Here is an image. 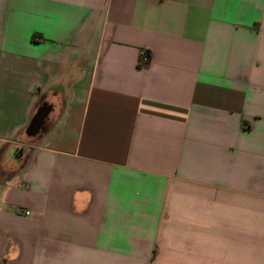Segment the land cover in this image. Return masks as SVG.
<instances>
[{
  "label": "crops",
  "instance_id": "1",
  "mask_svg": "<svg viewBox=\"0 0 264 264\" xmlns=\"http://www.w3.org/2000/svg\"><path fill=\"white\" fill-rule=\"evenodd\" d=\"M0 264H264V0H0Z\"/></svg>",
  "mask_w": 264,
  "mask_h": 264
},
{
  "label": "water",
  "instance_id": "2",
  "mask_svg": "<svg viewBox=\"0 0 264 264\" xmlns=\"http://www.w3.org/2000/svg\"><path fill=\"white\" fill-rule=\"evenodd\" d=\"M49 109V106L47 107L45 104H43L35 111L25 130L27 136L33 137L40 132V128L44 122V118L46 117Z\"/></svg>",
  "mask_w": 264,
  "mask_h": 264
},
{
  "label": "built area",
  "instance_id": "3",
  "mask_svg": "<svg viewBox=\"0 0 264 264\" xmlns=\"http://www.w3.org/2000/svg\"><path fill=\"white\" fill-rule=\"evenodd\" d=\"M149 59H150L149 51L146 48H141L139 50L138 64L142 66L148 63ZM14 211L17 213H22L26 215L30 213L29 210L21 208V207H14Z\"/></svg>",
  "mask_w": 264,
  "mask_h": 264
}]
</instances>
